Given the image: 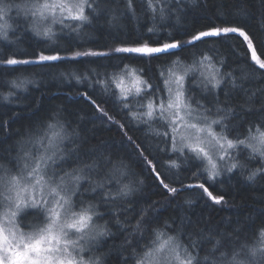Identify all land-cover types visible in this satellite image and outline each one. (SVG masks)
<instances>
[{"label": "trees", "instance_id": "1", "mask_svg": "<svg viewBox=\"0 0 264 264\" xmlns=\"http://www.w3.org/2000/svg\"><path fill=\"white\" fill-rule=\"evenodd\" d=\"M4 1L18 4L24 0ZM133 3L135 15L127 10L125 0H104L103 10L92 17L91 24L59 33L51 40L27 29L11 31L10 41L0 40V61L36 59L40 52L65 57L75 51L111 53L117 47L158 46L174 38L182 42L181 48L158 58L113 53L46 65L0 63V166L17 169L15 163L31 138L40 137L49 123L62 124L69 144L66 168L61 170L84 169L87 178L75 200L78 205H95L98 224L106 226L109 233L95 244L102 264H134L136 254L150 244L157 230L176 235L185 244L197 241L201 259L219 256V251L213 252L215 240L207 237L220 240L222 250L229 253L245 244L252 247L259 240V230L264 229V176L250 181L248 175L264 167V162L242 150L238 158L243 168L222 179L208 180L202 162L172 152L169 139L157 135L158 127L134 121L117 99L114 87L105 91L97 81H107L128 66L137 69L160 96L165 93L160 72L172 61L192 63L202 55L211 56L218 66L222 64L223 72L236 77L237 86L226 79L220 89L210 92L198 76H190L187 95L196 100L194 104L212 109L215 118L216 107L225 109L229 136L243 138L249 127L264 126V69L252 60L247 41L237 33L206 37L194 44L183 42L214 26H237L250 35L256 55L264 60V0H166L171 11L155 22L140 0ZM113 9L116 20L112 19ZM13 20L27 28L26 23ZM13 81L27 83L14 88ZM93 100L112 120L97 110ZM138 109L134 106L132 110ZM136 145L144 150L143 155ZM145 158L155 164L159 178ZM173 161L178 168L171 166ZM86 165L93 167L89 171ZM160 180L178 192L170 193ZM201 183L224 200L220 204L211 201L197 186ZM125 184L132 188L129 195L109 198V193L115 195Z\"/></svg>", "mask_w": 264, "mask_h": 264}, {"label": "snow or ice", "instance_id": "2", "mask_svg": "<svg viewBox=\"0 0 264 264\" xmlns=\"http://www.w3.org/2000/svg\"><path fill=\"white\" fill-rule=\"evenodd\" d=\"M104 0H28L23 5H15L18 14L32 18V30L36 35L51 39L55 36L53 26L59 24L71 28L65 21L76 22L75 28L92 23V17L98 16L103 10ZM145 10L150 12L153 22L159 18L163 20L170 8L166 0H140ZM127 10L136 14L133 0H125ZM13 5L0 0V40H8V32L12 25L8 23L9 13ZM112 19L116 20L113 9ZM149 28L148 31H153ZM239 34L247 41V48L252 50L251 58L264 69V60L256 55L253 40L250 35L237 26H214L208 30L192 34L190 40L183 43L194 44L206 37H221L229 34ZM182 42L172 39L170 42L152 46L147 43L134 47H117L112 52L75 51L71 57L61 56L59 53L46 55L37 54L36 59L6 58L0 63L7 65L39 64L46 62L72 59L80 57H110L113 53L135 54L138 57L158 58L159 54L179 49ZM222 64L214 62L211 56L202 55L191 64H185L179 59L172 61L171 66L160 72L165 89L164 96H156L153 86L134 69L124 66L121 73L112 75L101 83L107 91L110 85L118 89L117 99L128 109V115L142 124L151 126L155 120L163 121L169 131L157 133L169 138L170 150L183 154L185 150L192 157L204 164V172L208 180H215L223 171L232 172L243 168L244 164L237 158L241 150L247 151L250 158H259L264 162V126L249 127L247 134L241 138H230L228 126V112L220 107L215 108L216 118L212 109L197 102L194 107L189 95L186 94L185 83L190 76H198L202 87L210 92L220 89L227 79L236 87V77L232 73H225ZM26 81H13L14 88H23ZM11 95V93L9 94ZM147 102H141V99ZM7 99V97H5ZM92 103L109 120L108 113L101 109L93 100ZM134 105L142 111H133ZM224 113L223 115H219ZM217 126L220 131H216ZM123 129V125H120ZM68 134L59 122L49 123L47 131L35 141L36 153L25 152L18 158L15 172L0 166V264H102L100 257L88 256L92 251L91 245L99 238L108 235L106 226L96 223L99 214L95 205L77 207L74 199L80 194L81 181L86 179L84 169H74L72 172L57 173L59 162L66 161L62 145L68 139ZM131 140V137H128ZM143 155L140 145L135 146ZM150 170L159 178L155 171V164L145 158ZM172 167L179 165L174 161ZM89 171L93 165H86ZM119 171V170H117ZM257 176H264V167L252 170L248 179L255 180ZM160 183L170 193L176 194L178 189ZM101 187L103 185H100ZM211 201L220 204L223 196H214L203 183L197 185ZM192 187V186H190ZM132 188L125 184L113 195L127 196ZM82 203V202H81ZM27 209H34L42 216L40 222L30 226L29 231L20 227L18 216ZM139 224H137V229ZM259 240L255 246L242 245L233 249L231 253L222 250L221 241L214 237L213 252L219 251L215 258L199 256L197 241L190 240L188 244L182 242L178 236L166 231L157 230L150 244L145 245L142 252L136 254L134 264H264V229L259 230Z\"/></svg>", "mask_w": 264, "mask_h": 264}, {"label": "rangeland", "instance_id": "3", "mask_svg": "<svg viewBox=\"0 0 264 264\" xmlns=\"http://www.w3.org/2000/svg\"><path fill=\"white\" fill-rule=\"evenodd\" d=\"M5 2V1H4ZM28 2V0H24L23 2H21V3H18V4H11V3H8V4H10V5H13V7H14V9H13V7L11 8V10H10V13H9V16H10V19H8V23L9 24H11L12 25V28L9 30V32H8V40L10 41L11 40V31H13V30H18V31H23L24 32V30L25 29H27V30H30L35 36H37V37H39V38H44V39H49V38H47V37H44V36H42V35H36L35 34V32L32 30V18L31 17H26L25 18V16L23 15V14H19L18 15V11H17V8L15 7V5H23L24 3H27ZM5 3H7V2H5ZM13 9V10H12ZM13 12V13H12ZM16 13V14H15ZM17 15H18V18H17ZM15 16V17H14ZM20 16V17H19ZM24 16V17H23ZM13 18L14 19H16L17 21H19V22H23V23H26V25H27V28H21L22 26L21 25H19V24H17L14 20H13ZM20 19V20H19ZM27 19H29V21H27ZM0 23H3V21H0ZM65 23L66 24H71L72 25V27L71 28H68V27H63V26H61V25H59V24H56V25H54L53 26V31L55 32V36L54 37H56L59 33H65V32H69V31H74L73 30V28H75V26H76V22H72V21H65ZM30 24V25H29ZM79 29V28H78ZM77 29V30H78ZM54 37H52V38H54ZM51 38V39H52ZM51 39H49V40H51ZM7 40V41H8ZM198 59H200V58H198ZM198 59H196V60H198ZM214 60V59H213ZM193 61H195V60H193ZM215 62V61H214ZM185 64H191V63H185ZM128 68H130V69H134L138 74H140L139 72H138V70L137 69H135V68H132V67H128ZM119 73H121V71H119L118 73H116V74H119ZM115 75V74H114ZM186 85H187V80H186V83H185V89H186ZM112 87H114V90L116 91V97H117V94H118V89H116L115 88V85L113 84L112 85ZM166 93H164V95H165ZM186 94H187V92H186ZM164 95H160V96H164ZM190 99H191V102H192V104H193V106L195 107L196 106V104H194L195 102H196V100H195V102H194V99H192L191 97H190ZM141 102H143V103H146L147 102V100H145V101H141ZM134 106H136V105H134ZM138 107V106H137ZM138 110H140V111H142L143 109H138ZM137 111V110H136ZM213 118H215V117H213ZM151 125H152V127H158L159 129L157 130V132L158 133H163V132H165V131H169V129L168 128H166L165 127V124H164V122L163 121H160V120H155V121H153L152 123H151ZM47 131V129H45V131H43L41 134H40V137L45 133ZM216 131H220V128L217 126V128H216ZM160 136H162V135H160ZM164 139L165 138H168V137H165V136H162ZM37 138H39V137H33V138H31V141L29 142V145H27V146H25L24 147V149H23V151H24V153L25 152H32V153H36V151H37V147L35 146V142H33V141H36L37 140ZM231 138V137H230ZM169 139V138H168ZM67 144H69V141H67V139L64 141V144L62 145V147L64 148V154H65V157L67 156L66 155V152H65V150H66V145ZM242 151V150H241ZM240 151V152H241ZM181 154V153H180ZM182 156H186V157H190L192 160H194V161H196V162H201V161H199V160H196V159H194L193 157H192V154H190L189 152H187V150H185V152L183 153V154H181ZM238 158V157H237ZM239 159V158H238ZM18 163H15V166L17 165ZM203 169H204V164H203ZM66 168V166H65V164H64V161H62V162H59L58 163V166H57V168H56V171H57V173L58 174H60V175H63L64 174V172H72L71 170H68V171H62L61 169H65ZM8 170H10L11 172H15L16 171V169L15 170H13V169H11V168H9ZM234 171V170H233ZM232 171V172H233ZM85 173V172H84ZM231 172H227V171H223L222 173H221V175L220 176H218L216 179H222V177L223 176H226V175H229ZM215 179V180H216ZM84 180H82L81 181V184H82V182H83ZM81 184H80V186H81ZM92 192H95V190H93ZM75 199V198H74ZM81 206H84V207H86L87 205H78L77 204V207H81ZM42 219V216L40 215V214H38L37 212H36V210H34V209H27L25 212H23V213H21L19 216H18V221H19V223H20V227L24 230V231H29L30 230V226H32V225H35V224H37L38 222H40V220ZM96 223L98 224L99 222H98V217L96 218ZM100 239V238H99ZM99 241V240H98ZM97 242V241H96ZM96 242H94L92 245H91V249H92V251L90 252V253H85V257L87 258L88 256H93V257H97V255H96V253H95V247H96ZM257 244V243H256ZM255 246V245H254Z\"/></svg>", "mask_w": 264, "mask_h": 264}, {"label": "bare ground", "instance_id": "4", "mask_svg": "<svg viewBox=\"0 0 264 264\" xmlns=\"http://www.w3.org/2000/svg\"><path fill=\"white\" fill-rule=\"evenodd\" d=\"M19 3H21V2H19ZM13 9H14V7H13ZM12 9V10H13ZM13 13V12H12ZM16 14V13H15ZM19 15V14H18ZM18 15H17V18H18ZM15 17V16H14ZM20 17V16H19ZM24 17V16H23ZM26 18V17H25ZM20 20V19H19ZM27 21H29V19H27ZM18 22V21H17ZM32 24V23H31ZM30 25V24H29ZM259 52V51H258Z\"/></svg>", "mask_w": 264, "mask_h": 264}, {"label": "water", "instance_id": "5", "mask_svg": "<svg viewBox=\"0 0 264 264\" xmlns=\"http://www.w3.org/2000/svg\"><path fill=\"white\" fill-rule=\"evenodd\" d=\"M205 187H207V186H205ZM208 189H209V187H207ZM209 191H211L210 189H209ZM213 194V193H212ZM214 195V194H213Z\"/></svg>", "mask_w": 264, "mask_h": 264}]
</instances>
